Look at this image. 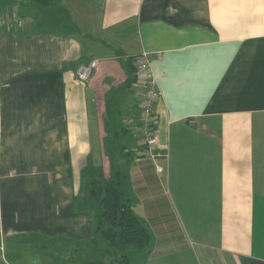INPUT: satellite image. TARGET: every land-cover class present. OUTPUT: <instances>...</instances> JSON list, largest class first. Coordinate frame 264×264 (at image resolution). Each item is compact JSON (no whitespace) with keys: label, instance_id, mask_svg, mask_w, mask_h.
Wrapping results in <instances>:
<instances>
[{"label":"crops","instance_id":"crops-1","mask_svg":"<svg viewBox=\"0 0 264 264\" xmlns=\"http://www.w3.org/2000/svg\"><path fill=\"white\" fill-rule=\"evenodd\" d=\"M14 10L28 21L0 32V264H63L62 244L91 238L88 171L150 229L138 264H264V0L0 2ZM142 52L161 175L122 123Z\"/></svg>","mask_w":264,"mask_h":264},{"label":"trees","instance_id":"trees-1","mask_svg":"<svg viewBox=\"0 0 264 264\" xmlns=\"http://www.w3.org/2000/svg\"><path fill=\"white\" fill-rule=\"evenodd\" d=\"M31 1L47 6L53 0ZM87 175L85 207L93 215V233L82 243L62 244L69 247L63 264H101L105 257L110 264H134L126 250L147 252L152 240L150 229L134 213L118 183L105 181L101 172L88 171Z\"/></svg>","mask_w":264,"mask_h":264},{"label":"built area","instance_id":"built-area-1","mask_svg":"<svg viewBox=\"0 0 264 264\" xmlns=\"http://www.w3.org/2000/svg\"><path fill=\"white\" fill-rule=\"evenodd\" d=\"M27 21V18L22 17L15 10L10 13H0V32L21 28ZM132 66V86L138 91L140 102L122 117V123L135 131L142 153L154 162L156 171L161 175L163 168L156 160L160 157L167 158V151L159 144L154 128L156 122L154 105L160 99L161 91L151 67L150 53L142 52L133 57ZM96 70L97 62L91 61L81 64L76 75L79 80L88 81Z\"/></svg>","mask_w":264,"mask_h":264},{"label":"rangeland","instance_id":"rangeland-1","mask_svg":"<svg viewBox=\"0 0 264 264\" xmlns=\"http://www.w3.org/2000/svg\"><path fill=\"white\" fill-rule=\"evenodd\" d=\"M23 17V16H22ZM141 155L146 158L149 159L147 157L144 156V154L142 153L141 149H140ZM166 159V158H165ZM155 165V164H154ZM161 166V165H160ZM162 167V166H161ZM129 252V254L131 255L132 261L135 264H138L140 262V257L142 258L147 252H135L134 250H132L131 248H127V250ZM188 254V249H185V247L183 246H179V249L175 252L174 256H176V259L180 258L182 259L183 257H185V255ZM136 255V256H135ZM138 257V258H137ZM109 258L105 257L103 260H101V264H110L109 263ZM165 262V260H163ZM167 262V261H166ZM177 263V261H176ZM44 264V263H43ZM169 264H171V260H169Z\"/></svg>","mask_w":264,"mask_h":264}]
</instances>
